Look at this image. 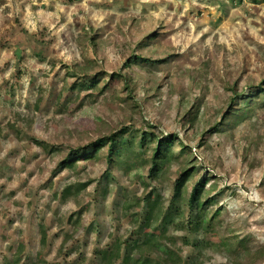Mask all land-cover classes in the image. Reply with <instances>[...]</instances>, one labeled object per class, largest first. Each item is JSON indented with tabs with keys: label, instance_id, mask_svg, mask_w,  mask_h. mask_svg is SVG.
Instances as JSON below:
<instances>
[{
	"label": "rangeland",
	"instance_id": "obj_1",
	"mask_svg": "<svg viewBox=\"0 0 264 264\" xmlns=\"http://www.w3.org/2000/svg\"><path fill=\"white\" fill-rule=\"evenodd\" d=\"M145 36L150 46L139 47L135 41ZM131 53L162 63L137 59L141 66L127 69ZM75 70L88 75L87 83L100 75L95 88L68 74ZM113 72L128 73L127 90L123 78L106 86ZM259 84L264 0H0V264L20 248L21 264H97L116 239L138 237L148 211L144 191L158 188L170 199L179 169L187 167L180 144L197 160L193 183L219 181L221 195L213 196L220 204L208 208L209 217L223 209L208 231L207 264H232L219 251L227 227L264 246V93L249 118L236 126L224 121L231 88ZM146 121L179 141L165 146L174 158L150 188L142 186L149 183L150 151L108 167L102 147L93 158H78L75 169L59 168L69 151L115 129L139 132L138 146L141 129L153 125L141 126ZM78 184L85 185L79 197L61 202V193ZM124 201L131 204L125 216L118 205ZM157 226H146L141 237H157ZM170 239L183 257L193 252L178 233ZM162 252L151 259L171 264Z\"/></svg>",
	"mask_w": 264,
	"mask_h": 264
},
{
	"label": "trees",
	"instance_id": "obj_2",
	"mask_svg": "<svg viewBox=\"0 0 264 264\" xmlns=\"http://www.w3.org/2000/svg\"><path fill=\"white\" fill-rule=\"evenodd\" d=\"M146 37L147 36L135 41L136 44L142 48L150 46V38L148 40ZM89 42L93 47L96 46L95 40L92 37L89 38ZM16 56L18 61H20L21 55L19 52H17ZM137 59L140 60V63L146 65L162 63L158 60L146 59L136 53H131L130 57H128L124 63L125 68H131L133 64H135L134 66H141L140 63H136ZM68 74L80 81L81 85L84 88H89V90L95 88V84L100 78V75H95L88 81L89 83H87L88 75L82 73V71L75 70ZM116 78H123V82L125 83L124 88L127 90V82L129 80L128 73L121 75L113 72L108 76L106 86ZM231 92L234 94L229 101L230 107L226 112L229 118H225L224 121L233 124L232 126H236L240 120L249 118V108L254 106L257 96H259L260 93H264V84H259L257 87H246L240 92H235L231 88ZM241 102L245 107L239 105V107L236 108V105ZM194 108L195 104L193 103L191 109L185 112L184 116L190 118L193 111L192 109ZM133 120L134 119L131 118L128 122H123V125L132 123ZM193 121L194 117L188 120L187 124L190 125ZM148 124L153 125L152 127L146 128ZM219 124H217V126ZM141 126L145 127L146 130L141 129L142 132L140 134L141 137L138 146H136L135 143V134L139 132H133L126 128L120 130L115 129L112 132L110 131L111 133L108 134V137H102L82 149H72L69 151L66 159L61 162L59 168L68 170L75 169L78 158H93L102 147H106L105 160L108 167L115 166L121 157L133 158L138 156L136 152L139 154L140 151V154L145 155L150 151L151 167L149 170L150 174H148L149 183H142L144 188H150L153 182H157L158 174L161 172L163 166H165L170 159L174 158V152L167 149L165 146L170 142L178 140L177 137L173 135H164L160 133L155 122L149 123L146 121ZM213 130L216 132L217 127L214 126ZM127 132H130V138H127ZM37 144L44 151L47 150L46 143L37 142ZM199 146L204 147L207 145L203 143V140H200ZM136 147L139 149H136ZM180 147L183 151L181 156H184L187 167L179 169V176L173 183V192L170 199L164 200L163 193L158 188H156V190L144 191L145 194L140 201L145 204L148 211L143 214L141 224H139L140 230H138V237L130 240L128 238L116 239L109 247L96 256L97 264H159L151 258L152 256L156 258L159 257L158 252H160V250L163 251L162 253L171 264L173 263V260L169 257L171 255L176 256L178 264H207L206 254L208 251L212 250V243L207 241L208 231L209 228L217 224L215 219L217 216L221 215L220 211L223 209L219 207L220 209H217L216 215L209 217L208 208L220 204L216 199V193L219 192V181L214 176H208L205 180L202 179L193 183L198 172V167L195 165L197 160L189 147L182 144H180ZM209 182H211V184ZM191 183H193L192 189L189 191L188 185ZM260 185L262 191H264V175L262 176ZM84 190L85 185L78 184L69 186L61 193L60 200L65 203L70 199H75L79 197L80 193ZM103 192L104 194H108L106 190ZM214 194H216V196H213ZM219 195H221L220 192ZM118 205L121 211H123V216H125L130 210L131 204L124 201ZM155 225H158L157 228H160L157 237L147 236L145 234L141 237L146 226L150 228ZM175 233H178L180 239L187 245L189 244L193 249V252L187 254L188 256L183 257L178 249L170 246V238ZM68 242L69 238L65 237L62 241V247L64 248ZM164 248L165 251L163 250ZM22 251L23 248H20V251L12 257V261L7 264H21ZM219 251L226 255V260L230 262L232 260V264H264V246H253L250 237L235 236L234 233L230 231L229 227L226 228V235L223 238L222 246Z\"/></svg>",
	"mask_w": 264,
	"mask_h": 264
}]
</instances>
